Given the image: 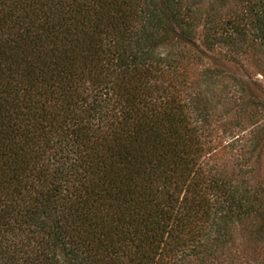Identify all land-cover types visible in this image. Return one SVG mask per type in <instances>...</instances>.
<instances>
[{"label": "trees", "instance_id": "1", "mask_svg": "<svg viewBox=\"0 0 264 264\" xmlns=\"http://www.w3.org/2000/svg\"><path fill=\"white\" fill-rule=\"evenodd\" d=\"M202 49L264 58V0H0V264L264 243V102Z\"/></svg>", "mask_w": 264, "mask_h": 264}, {"label": "rangeland", "instance_id": "2", "mask_svg": "<svg viewBox=\"0 0 264 264\" xmlns=\"http://www.w3.org/2000/svg\"><path fill=\"white\" fill-rule=\"evenodd\" d=\"M201 56L205 65H218L226 70L228 75H234L247 84L244 93L237 91L232 86L231 80L228 79L223 82V85H228L226 88L223 89L222 85L218 86V90H222V99L225 98L224 107L226 106V110L234 105L235 100L238 102L239 98L248 97L264 102V58L261 55L257 56L259 60L257 57L249 60H241L240 58L238 59L239 63L228 60L229 55H225L224 50H215L211 53L203 50ZM231 115L232 112L228 113L226 117ZM255 158L256 154L251 161L252 163ZM260 158L261 162L264 163V146L261 148ZM183 264H264V243H258L255 235L253 236L248 230L242 229L240 225H236L232 232L231 242L226 244L224 248V254L219 253V256L213 259L203 254L191 256Z\"/></svg>", "mask_w": 264, "mask_h": 264}]
</instances>
